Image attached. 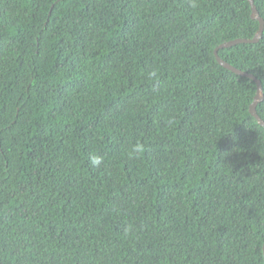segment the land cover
Here are the masks:
<instances>
[{"label": "trees", "instance_id": "1", "mask_svg": "<svg viewBox=\"0 0 264 264\" xmlns=\"http://www.w3.org/2000/svg\"><path fill=\"white\" fill-rule=\"evenodd\" d=\"M258 29L248 0H0V264H264L257 84L215 56ZM217 52L264 94V30Z\"/></svg>", "mask_w": 264, "mask_h": 264}, {"label": "water", "instance_id": "2", "mask_svg": "<svg viewBox=\"0 0 264 264\" xmlns=\"http://www.w3.org/2000/svg\"><path fill=\"white\" fill-rule=\"evenodd\" d=\"M251 6V17L255 20L259 21V29L256 32L255 36L252 39H246V38H238V39H234L228 42H225L223 44H221L219 47L216 48L215 50V56L216 59L218 61V63L220 65H222L223 67L233 71L234 73L241 75V76H246L249 77L251 79H253L256 84H257V92L256 95L254 97V101L252 102V104L250 105V112L251 114L257 119V121L264 126V121L259 117V115L257 114V104L259 102H261L264 98V94H263V89H262V84L260 82V80H258L254 75L246 73L244 71H241L235 67H233L232 65H230L229 63L225 62L224 60H222L219 55H218V49L219 48H224V47H231L233 45H236L238 43H256L258 42L262 35H263V30H264V19L260 16L259 11L254 3V0H248ZM263 250H264V246H263Z\"/></svg>", "mask_w": 264, "mask_h": 264}, {"label": "clouds", "instance_id": "3", "mask_svg": "<svg viewBox=\"0 0 264 264\" xmlns=\"http://www.w3.org/2000/svg\"><path fill=\"white\" fill-rule=\"evenodd\" d=\"M144 151V146L142 144H135L132 145L129 150H128V158L129 159H136L139 158V156L142 154ZM103 157L99 155H95L91 157V163L93 166H99L102 163Z\"/></svg>", "mask_w": 264, "mask_h": 264}]
</instances>
